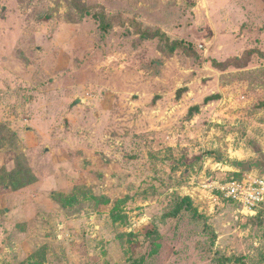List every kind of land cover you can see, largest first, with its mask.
<instances>
[{
	"label": "rangeland",
	"instance_id": "obj_1",
	"mask_svg": "<svg viewBox=\"0 0 264 264\" xmlns=\"http://www.w3.org/2000/svg\"><path fill=\"white\" fill-rule=\"evenodd\" d=\"M74 1L0 0V264H264V0Z\"/></svg>",
	"mask_w": 264,
	"mask_h": 264
},
{
	"label": "trees",
	"instance_id": "obj_2",
	"mask_svg": "<svg viewBox=\"0 0 264 264\" xmlns=\"http://www.w3.org/2000/svg\"><path fill=\"white\" fill-rule=\"evenodd\" d=\"M73 4H74V8L81 14V16H80L81 19L85 18L86 16H93L94 19H97L100 22V28L103 31V35L109 36L111 31L113 30V21H112V18L107 16L105 11H99V13H95L94 15H92L90 8L82 6L80 0H75ZM138 34L140 35L142 40H145V41L146 40L147 41L159 40L161 42H165L166 48L170 54H175L179 50H182V51L186 50V47H185V44L183 41H172L161 30H156L154 32L151 30L140 31ZM253 57L254 58L258 57V58L264 60V51L257 50V49L249 50L244 54V57L242 58V60L247 61ZM242 60H241V62H243ZM241 64L242 63L238 64L237 66H240ZM216 66L224 67V65H219L217 63H216ZM188 92H189V89L187 87H185L184 89H181L178 92V95L181 96L182 93L185 94ZM221 98L222 97L219 94L209 96L204 100L203 106H207L210 103L219 101V100H221ZM200 111H201V105H196L194 107H191L189 110L188 116L194 117L195 115L199 114ZM185 208H188L191 210L192 203H191L190 199H184V200L180 201L177 204L174 211H172L168 216L170 218H176ZM134 264H138V262L135 261Z\"/></svg>",
	"mask_w": 264,
	"mask_h": 264
},
{
	"label": "built area",
	"instance_id": "obj_3",
	"mask_svg": "<svg viewBox=\"0 0 264 264\" xmlns=\"http://www.w3.org/2000/svg\"><path fill=\"white\" fill-rule=\"evenodd\" d=\"M205 188L217 191L225 201L237 205L243 213L257 215L264 210V175L250 173L223 183L213 182Z\"/></svg>",
	"mask_w": 264,
	"mask_h": 264
}]
</instances>
